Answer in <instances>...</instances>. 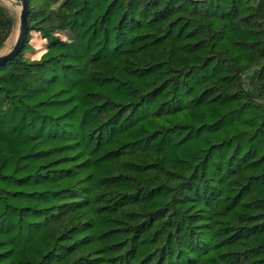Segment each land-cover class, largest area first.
<instances>
[{"label":"trees","instance_id":"16d2710c","mask_svg":"<svg viewBox=\"0 0 264 264\" xmlns=\"http://www.w3.org/2000/svg\"><path fill=\"white\" fill-rule=\"evenodd\" d=\"M28 3L0 264H264V0ZM15 24L0 3V54Z\"/></svg>","mask_w":264,"mask_h":264},{"label":"rangeland","instance_id":"374dc122","mask_svg":"<svg viewBox=\"0 0 264 264\" xmlns=\"http://www.w3.org/2000/svg\"><path fill=\"white\" fill-rule=\"evenodd\" d=\"M0 3L7 9L9 15L15 20V30L7 43L6 48L1 52V54L8 53L12 50L14 46V39L18 31L19 26V17L21 13V0H0ZM31 47L35 52L28 54V57H32L34 59L39 58L44 50L47 48V42L41 38L40 35L36 33L31 34ZM61 37L64 39H68L69 36L67 34H61ZM0 54V55H1Z\"/></svg>","mask_w":264,"mask_h":264},{"label":"water","instance_id":"95a60500","mask_svg":"<svg viewBox=\"0 0 264 264\" xmlns=\"http://www.w3.org/2000/svg\"><path fill=\"white\" fill-rule=\"evenodd\" d=\"M204 1V0H193ZM29 33V3L28 0H21V13L19 17L18 31L14 39V46L8 53L0 55V67L5 66L8 62H11L22 51L27 35Z\"/></svg>","mask_w":264,"mask_h":264}]
</instances>
